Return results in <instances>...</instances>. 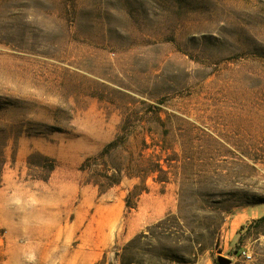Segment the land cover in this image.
Segmentation results:
<instances>
[{
  "label": "rangeland",
  "instance_id": "obj_1",
  "mask_svg": "<svg viewBox=\"0 0 264 264\" xmlns=\"http://www.w3.org/2000/svg\"><path fill=\"white\" fill-rule=\"evenodd\" d=\"M123 127L167 183L81 169ZM219 257L264 264V0H0V264Z\"/></svg>",
  "mask_w": 264,
  "mask_h": 264
},
{
  "label": "trees",
  "instance_id": "obj_2",
  "mask_svg": "<svg viewBox=\"0 0 264 264\" xmlns=\"http://www.w3.org/2000/svg\"><path fill=\"white\" fill-rule=\"evenodd\" d=\"M126 137H127V133L123 127L121 130V134H119L111 143H109L98 156L92 159H88L83 163L81 169L83 171L91 172V175L94 178L93 183L99 186L100 189L107 190L116 185H119L124 176L130 178L138 177L143 180L149 177H154L156 175H158L157 180L159 182L167 183L169 181L168 171L164 169V166L161 163L162 154L166 150L164 147H160L158 154L154 153L151 156L150 159L154 158V160H152V164L149 163V165L145 164V162H147V160L149 159L146 158V154H145L146 149L148 147H144L139 152L138 157L134 161V166H132L133 161H131L128 167H124L125 163H119L118 165H113V166L108 165V159L114 155H120L121 151H123V149L125 148L126 143L122 142V139H125ZM145 146H147L146 141H145ZM101 164L104 166V173H102V171L99 169V166ZM135 168L138 169V171L134 173V171L132 170H134ZM142 183L144 184L143 188L136 195V198L142 195L143 193L148 192V186L146 185L145 180L142 181ZM135 188L138 189V186H136ZM130 197H132L131 193L129 194V198ZM127 206L129 207V209H134L136 207V204L130 203V200H128Z\"/></svg>",
  "mask_w": 264,
  "mask_h": 264
},
{
  "label": "built area",
  "instance_id": "obj_3",
  "mask_svg": "<svg viewBox=\"0 0 264 264\" xmlns=\"http://www.w3.org/2000/svg\"><path fill=\"white\" fill-rule=\"evenodd\" d=\"M241 257L247 262H251L253 260V256L249 251H242Z\"/></svg>",
  "mask_w": 264,
  "mask_h": 264
},
{
  "label": "water",
  "instance_id": "obj_4",
  "mask_svg": "<svg viewBox=\"0 0 264 264\" xmlns=\"http://www.w3.org/2000/svg\"><path fill=\"white\" fill-rule=\"evenodd\" d=\"M218 264H231V260L226 259L224 257H219L218 258Z\"/></svg>",
  "mask_w": 264,
  "mask_h": 264
},
{
  "label": "crops",
  "instance_id": "obj_5",
  "mask_svg": "<svg viewBox=\"0 0 264 264\" xmlns=\"http://www.w3.org/2000/svg\"><path fill=\"white\" fill-rule=\"evenodd\" d=\"M249 215H250L249 211H245V212L242 214V219L245 220V217H246V218H250Z\"/></svg>",
  "mask_w": 264,
  "mask_h": 264
}]
</instances>
